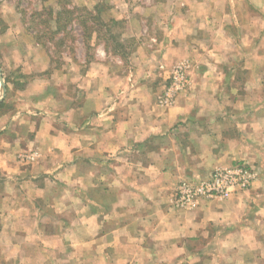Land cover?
<instances>
[{"label": "crops", "instance_id": "1", "mask_svg": "<svg viewBox=\"0 0 264 264\" xmlns=\"http://www.w3.org/2000/svg\"><path fill=\"white\" fill-rule=\"evenodd\" d=\"M18 1L0 0L4 264H264V0H110L130 61L99 44L58 68ZM182 62L191 86L160 105ZM238 163L250 188L175 206L182 179Z\"/></svg>", "mask_w": 264, "mask_h": 264}, {"label": "rangeland", "instance_id": "2", "mask_svg": "<svg viewBox=\"0 0 264 264\" xmlns=\"http://www.w3.org/2000/svg\"><path fill=\"white\" fill-rule=\"evenodd\" d=\"M69 1H71L72 5L77 7V10L74 14L73 20L67 27V31H69V33L67 35L65 34L64 43L62 45H57V40L54 41L50 40L48 37H44L42 41L46 42L47 46L44 47L39 44V48L41 49L43 55L51 60L50 62L52 65L57 68L65 66L66 61L70 58H76L79 54L80 56L85 54L87 55L86 57H88L87 59H89L92 56L94 48L99 44H103L108 52L121 54L125 61H130L129 58L132 54V50L136 46V42H132L130 37V33L133 28L125 19L119 21L116 20L117 22L115 23L111 22L113 18H111L112 16L107 17V14L109 13L108 15H111V10L115 5L111 4L110 0ZM138 2H140L139 4L141 5V13H139L138 10L137 15L141 17L142 2L137 1L136 3ZM18 5L20 8H24L26 10L27 13L25 15L27 16L29 22L28 25H30L31 20L34 19L36 27H33V31L31 30L32 33L44 31L45 25L40 22V19L45 18V16L47 17V14L39 13L40 15L38 14L39 16H35L34 18L31 17V14L35 11L43 12V9H41L42 6H52L54 8L58 7L57 0H21L18 2ZM130 13L133 14V12ZM97 15L101 21L110 25L109 29L106 26L98 25L97 21L94 18H91L92 16L94 17ZM83 19H87L85 25L86 27L81 23ZM51 25L53 26V23H51ZM111 33L115 35V38L111 37ZM63 36L64 34H60V37ZM33 38L30 37V39L35 42L36 39ZM11 72L12 71L9 70L5 71L7 75ZM19 74H22L20 70ZM189 86H191V84ZM0 262L4 264L6 261L5 259L0 258Z\"/></svg>", "mask_w": 264, "mask_h": 264}, {"label": "built area", "instance_id": "3", "mask_svg": "<svg viewBox=\"0 0 264 264\" xmlns=\"http://www.w3.org/2000/svg\"><path fill=\"white\" fill-rule=\"evenodd\" d=\"M189 64L182 62L172 67L170 81L157 96L160 105L170 106L176 101L177 96L187 91L190 85ZM35 152H23L19 154L22 159H33ZM257 174L254 169L245 163H238L225 167H217L208 177L191 181L182 179L174 198L176 207L195 208L204 200H224L232 193L241 189L246 190L252 186Z\"/></svg>", "mask_w": 264, "mask_h": 264}, {"label": "trees", "instance_id": "4", "mask_svg": "<svg viewBox=\"0 0 264 264\" xmlns=\"http://www.w3.org/2000/svg\"><path fill=\"white\" fill-rule=\"evenodd\" d=\"M20 1L21 0H19L18 2ZM57 4H58L57 8H54L52 6H42L41 9H43V12L35 11L31 14L32 18H34L35 16H39L41 13L47 14V17L45 16V18L40 19V22L45 25L44 31L42 32L37 31V33L31 32V30L33 31L34 29L33 27H36V25L34 24V19L33 20L30 19L31 23L30 25H28L29 22L27 16L25 15L27 12L24 8H20V6L18 5V9L22 14V20L26 24L27 34L32 38L34 37L36 39L35 42H37L38 44L44 47L47 46L46 42L42 41L44 37H48L50 40H54V41L57 40L56 41L57 45H62L64 43V39H65L64 37L69 33V31H67V27L69 23H71V21L73 20L74 14L77 10V7L72 5L71 1L69 0H57ZM91 18H94L97 21L98 25L106 26L108 29L110 28V25L108 23H105L104 21H101L98 15L94 17L92 16ZM86 20L87 19H83L81 21L83 26L86 25ZM111 22L115 23L117 21L115 19L114 20L112 19ZM51 23H53V26L51 25ZM60 34H64V36L60 37ZM111 37L115 38V35L111 33Z\"/></svg>", "mask_w": 264, "mask_h": 264}, {"label": "water", "instance_id": "5", "mask_svg": "<svg viewBox=\"0 0 264 264\" xmlns=\"http://www.w3.org/2000/svg\"><path fill=\"white\" fill-rule=\"evenodd\" d=\"M1 71L2 70H1V66H0V74H1ZM0 79H1L2 88H3V95H4V93H5V82H4L3 78H2V76L0 77ZM2 97H0V100L2 99Z\"/></svg>", "mask_w": 264, "mask_h": 264}]
</instances>
